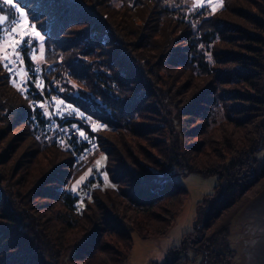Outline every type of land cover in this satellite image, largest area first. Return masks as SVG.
I'll list each match as a JSON object with an SVG mask.
<instances>
[{"label":"rangeland","instance_id":"rangeland-1","mask_svg":"<svg viewBox=\"0 0 264 264\" xmlns=\"http://www.w3.org/2000/svg\"><path fill=\"white\" fill-rule=\"evenodd\" d=\"M96 1L97 3H89L95 7L93 10L96 14L106 17L109 23V27L105 31L101 29L96 38H102L103 41L110 28L118 36L114 39L116 43L103 41L100 49H103L104 54L100 58L103 57L109 62L115 60L114 71L118 73L124 69L125 73L120 72L121 76L124 79L131 77L130 82H127L129 87L122 96L136 99V105L140 107L138 116L133 119L134 130L130 128L131 130L114 131L115 128L110 124L84 114L63 98V94L75 95L79 90L91 93L90 81L85 83V79L65 74H61L62 79L60 76L54 81L49 77L52 84H58L57 105L72 114L80 127L91 130L92 137L99 136L102 140L103 149L96 151L91 157V151H88L84 164L74 166V155L71 153L70 169L57 167L60 155L54 156L52 152L42 149V146L39 147L40 150H36L22 124L8 125L10 115L7 114L4 118L0 115V261L6 257L16 258L27 249L30 253L37 252L41 255L42 264H73L70 257L77 252L78 245L86 239L89 231L66 228V208L59 200V195L67 192L73 194L74 187L78 188L95 178L101 181V185L93 187V193L113 185L103 169L106 163L105 148L111 150L113 174H117L120 169L119 161L116 160L117 152L122 156L125 149L132 159L136 158L138 165L148 166L153 162L157 165L161 161L163 164L176 162L168 172L187 190L186 195L161 200L163 206L169 210H160L169 223L162 232H155L154 229L150 231V228L155 227L154 224L161 226L163 223L157 219L150 220V226H146L148 233L144 237L136 229H131L132 245L129 253L117 245L116 239H109L112 235H108V241L124 253L119 264H163L168 252L176 255L171 264H235L238 258L233 238V220L249 202L264 191V174L252 181L253 171L258 172L264 164V86L261 84L264 83V68H255L252 63H236L226 57L232 54L240 57V60L243 57H254L256 62L264 63V0H212L206 7H198L197 0H159L175 16L191 23L195 57L203 58L210 64L214 63L217 71L241 67L254 71L253 82L260 90L258 95L262 96L261 102L246 99V94L253 95L256 91L249 89L241 81L236 84H218L214 79L215 72L207 77L195 76L191 65L187 68V65L177 62L178 57L185 62L186 45L181 39L183 30L169 20L168 16L159 14L157 6L143 7L144 2L149 1L143 0V3L140 2L134 7L131 0ZM40 2H44L42 6L48 4L54 10V15L61 12L58 1ZM204 2L205 0H200L201 4ZM0 7L3 9L0 10V15L4 17L8 16L10 8L14 12L21 10L14 3L13 6ZM213 8L216 10L213 11ZM20 17L21 24L15 26L16 30H20V26L24 24H31V28L35 25L26 15L20 14ZM206 19L219 27L220 39L216 34L214 37L209 34L208 39H204L205 31L213 29L207 26L204 30ZM75 25L79 24L70 25L71 30L76 28ZM71 30L57 35L63 38L61 45L67 48L53 50L52 57V50L49 49L47 53L43 40L36 37V59L42 61V55L53 68L57 62L69 59L76 52L77 57L86 60L90 63V69L95 70L91 67V64L93 67L97 65L92 62V55L83 49L86 42L79 52L76 46L69 45L74 43L71 37L75 34L71 35ZM32 31L39 32L43 37L36 26ZM255 36L261 39L262 46L253 41ZM79 45L82 47V43ZM212 49L216 56L212 55ZM123 56L130 57L128 63L122 61ZM195 57L192 58V68L198 71ZM166 58L168 61L164 62ZM96 61L102 62L99 59ZM130 64H134L136 70ZM1 72L6 73L2 65L0 96L7 91ZM89 72L91 75L92 72ZM142 77L144 84L138 81ZM139 84L144 87H139ZM206 85L209 87L205 88ZM210 87L218 91L234 90L240 93L242 98L224 99L227 108L232 104L244 107L243 111L234 114L236 118L243 119L240 125L226 119L221 102L211 107L208 124L204 125V119L199 116L193 117L192 113L195 111H203V108H198L203 104L202 97L213 95ZM13 89L20 94L14 84ZM34 136L41 145L52 142L50 138L45 141L41 133ZM53 168H57L56 171ZM60 170L68 172L63 174ZM55 176L60 180H56ZM81 177L86 179L77 184ZM121 180L125 181L123 178ZM250 180L253 183L239 195L241 187ZM230 181L234 186L230 191H225V186ZM225 193H228L227 198ZM233 195L236 196L235 200L227 203L224 209L217 200L210 203L216 197L224 196L229 199ZM119 199L123 200L122 197L104 198L107 202ZM85 200L87 199L81 198L78 204L82 206ZM209 203L207 209L206 205ZM124 205L122 201L116 205V209L118 215L128 222L130 215L135 214L131 205H135ZM216 209H221L222 212L213 214ZM211 211L213 213L209 214ZM137 218L141 227L149 224L146 218ZM212 233L216 234L214 242L213 239H208ZM215 248L219 250V254ZM205 250L209 253L204 256ZM21 260L15 264L22 263ZM0 264L5 262L1 261Z\"/></svg>","mask_w":264,"mask_h":264},{"label":"trees","instance_id":"trees-1","mask_svg":"<svg viewBox=\"0 0 264 264\" xmlns=\"http://www.w3.org/2000/svg\"><path fill=\"white\" fill-rule=\"evenodd\" d=\"M44 1V0H43ZM58 1V5H60V13L54 15L50 6L43 5L44 2H40V0H13V3L17 5L20 14L26 15L31 21L34 22L36 28L40 30L43 35V43L44 47L47 50L51 49V57L53 56V50L58 51L67 48V46L61 45L63 43V38H59L57 35L60 33H65V31L71 30L70 25H74V23L79 24L78 26H74L73 30H71V35L75 34L71 37L73 40V44L76 46L77 52L83 48V44L86 42L84 46V51L89 52L92 55V62L96 63V66H92L95 70L90 69V63L86 62L83 58L77 57L76 52L72 53V56L69 59H63L60 63H56L55 67H51L46 59L43 58L40 63L44 68V85L45 88L50 89L51 92H57L56 87L58 84H52L51 81L55 80L56 77L62 76L61 74H65L67 76L77 77L79 79H85V83L90 81L89 88L90 92H84L82 90L78 91V94L69 95L63 94V98L68 100L70 103L77 106L84 114H87L93 118L98 119L100 122H105L110 124L115 128L114 131H125L131 130L133 125L134 117L139 114L140 107L138 104L136 105V99L125 98L122 95H125V90L129 87L127 82H130L131 77H127L124 79L121 76L120 72H124L125 70H120L118 73L114 71V62L112 60L109 62L105 58L101 57L104 54L103 49L100 48L103 45V41L116 43L117 34L112 29H108L107 36L102 41V38H96L98 32L102 30H106L109 27V23L106 20V17H102L101 15H97L95 7L89 2H95L96 0H50ZM125 2L128 0H124ZM132 6L138 5L140 2H144L143 0H131ZM149 2H144L143 7L151 5L157 6L161 15L168 16L169 20L171 19L178 27H180L182 32L181 39L184 40V45H186L185 50V62L181 60L179 57L176 59L177 62H180L183 65L190 66L192 73L195 76H208L211 75L212 72H215V81L219 84L225 83H239L240 81L247 86L251 90H255L256 94L253 95L246 94V99L253 102H261L262 96L258 95L260 90L253 82L255 77V72L252 70H245L243 67L241 68H231L229 70H216L214 68V63H207L203 58L195 57V40L193 39V34L191 32V23L180 17L175 16L170 10L167 9L166 6L162 5L159 0H147ZM49 3V4H50ZM151 3V4H149ZM150 6V7H151ZM131 8V7H129ZM158 10V9H157ZM25 13V14H24ZM10 12L6 17V20L9 18ZM206 26L213 28L212 30L205 31L203 34L204 39H208V35L215 36V34L220 39V32L218 26L212 25L210 19H206L204 21ZM89 23V24H88ZM208 24V25H207ZM104 30V31H105ZM262 30V29H261ZM247 35V34H246ZM245 35V37H246ZM115 39V40H114ZM218 41V40H217ZM253 41L258 45L262 46L263 42L258 36L253 37ZM102 42V44H101ZM37 43V40H36ZM82 43L78 46V44ZM187 43V44H186ZM74 48V49H75ZM96 49V50H95ZM99 49V50H98ZM257 49V48H256ZM59 50V51H61ZM98 50V53H97ZM258 50V49H257ZM123 53V51H121ZM76 55V56H75ZM212 55L216 56L212 49ZM264 56V55H263ZM195 57L196 66L198 64V71H195L192 63V58ZM130 58V57H129ZM129 58L127 56H123L122 61L129 62ZM226 58L233 59L236 63H252L255 68H264V63L261 61H257L254 57H244L240 60V57H236L235 55H228ZM253 58V59H252ZM264 58V57H262ZM99 59V62L96 61ZM167 59V58H166ZM52 61V59H50ZM168 61L165 60L164 62ZM217 60H215L216 62ZM91 62V63H92ZM255 62V63H254ZM0 61V68H1ZM136 70V66L134 64H130ZM260 65H263L260 67ZM51 67V68H50ZM91 71V75L90 72ZM134 71V70H132ZM93 74V75H92ZM51 77L52 80H49ZM2 82L5 85L7 91L5 94H1L0 96V115L4 118L7 114L10 115V120L8 125H13V123H20L24 126V132L31 139L33 145H35L36 150H40L39 147L42 146V149L50 151L55 155H60L61 158L58 160L57 167H70L72 166V157L71 152L68 148H61L54 143L42 144L35 138L34 134L42 133V125L44 122V118L36 111V108L31 105L29 98H23L18 91L13 89V84L9 79L8 75L4 72H1ZM63 76L61 77V79ZM123 78V79H122ZM144 78L138 79L140 83L144 84ZM133 82V81H131ZM264 86V83H261ZM142 86L139 84V87ZM144 87V86H142ZM208 88L209 86H204ZM144 90V88H142ZM204 89V88H203ZM9 90V91H8ZM210 92L213 95L203 96V104L202 106H198L199 110H202L201 113L194 112L193 117L199 116L204 119V125L208 124L207 120L210 117V110L212 106H216L217 103L221 102L222 106L225 110V117L229 121H233L234 124L240 125L243 119L236 118L235 113L239 111H243L242 106H237V104H232L230 107H226L224 99H232L241 97L240 93L234 90H222L218 91V89H213L210 87ZM124 91V92H123ZM151 93V92H149ZM131 95V94H129ZM4 96V97H3ZM242 98V97H241ZM134 101V102H133ZM35 116L33 120L32 116ZM75 119V118H74ZM72 119V121L74 120ZM247 119V118H246ZM76 121V120H74ZM77 122V121H76ZM131 128V129H130ZM82 130L86 131V136L83 135L80 137L79 142L77 143V147H82L86 144H93L91 147V153L89 156L91 157L96 151L103 149L102 140L98 136L97 138L92 137L91 130L88 128H82ZM134 130V128L132 129ZM113 131V132H114ZM144 131H142L143 133ZM44 140H49L45 134H43ZM106 163L103 169L106 171L107 178L113 182V185L107 186L104 190H96L92 193L91 198L85 200L84 204L79 205V201L81 198L76 193H64L59 195V200L62 202L64 207L66 208L65 215V225L66 228H75L78 231H89L86 239L78 245V250L70 257L73 264H119L122 262L124 258V253L116 247L112 242L108 240L110 238L116 239L118 241L119 246L129 253L131 245H132V237L130 235L131 229H136L137 233L140 236H146L148 233L147 225L150 226V220L157 219L160 220V223L163 222L164 226H158L154 224V228H150V231L154 229L155 232H162L164 228L169 224L168 219L164 214H161L160 210L164 212H168V208L163 206V199H171L177 197V195H186V189L177 181L172 178V174L170 175L168 170H170L171 165H175L174 163H164L161 161L155 165L153 164L146 165H138L136 163V158L132 159L131 154L125 149L122 156H119V152H117L116 160L119 161V167L117 174H113V167L111 165V150H106ZM132 161H130L129 159ZM115 160V159H114ZM135 161V162H134ZM55 171L57 168H53ZM157 169L159 171H153ZM61 173L67 174L68 171L60 170ZM253 171V170H252ZM162 172L163 174H160ZM255 173V174H254ZM257 173V174H256ZM264 174V164L258 170V172L253 171L252 181H255L257 177H262ZM221 172L219 173L220 177ZM258 175V176H256ZM251 176V175H250ZM56 180H60L57 176L54 177ZM123 178V181L121 180ZM250 182L239 192V195L243 193V191L248 187V185L252 184ZM129 186H126V185ZM234 184L230 181L225 186V191H230ZM228 193H225V197L227 198ZM100 196L102 199H100ZM223 196V197H224ZM110 197V199H116L117 197H122V201L125 204L124 206L130 207L135 212V214L130 215L128 222H126L122 217L118 215V210L116 209V205H119L122 201L120 199L118 201L113 200L107 202L104 198ZM223 197H216V199L210 200L211 202L220 203V207L224 209L227 206V203H231L235 200L236 196H232L229 199H223ZM131 202H129V201ZM206 205V208H209V205ZM93 204V205H92ZM217 210V209H216ZM212 211L209 214H216ZM170 213V212H169ZM168 213V214H169ZM219 213V212H218ZM167 214V215H168ZM10 216V215H9ZM137 217H142L144 220L146 218L149 224H144L145 227H141V222H138ZM138 222V223H137ZM203 222V221H202ZM202 225H204L202 223ZM108 235H112L113 237H109ZM215 233H212L208 236V239H213L215 241ZM27 241V240H26ZM32 247V246H31ZM60 247L61 244H60ZM200 249V247H198ZM34 250V247H32ZM216 250V248H215ZM206 251V250H205ZM217 254H219V250H216ZM209 252H205L204 256ZM175 254L172 252H168L165 261L163 264H171V262L175 259ZM22 259V260H21ZM21 260L20 264H31L35 262V264H42L43 258L37 252L30 253L29 250L24 249L20 252L16 258L11 259L10 257L4 258L5 264H15L16 261ZM0 261V262H1ZM152 264H156L153 262Z\"/></svg>","mask_w":264,"mask_h":264},{"label":"built area","instance_id":"built-area-1","mask_svg":"<svg viewBox=\"0 0 264 264\" xmlns=\"http://www.w3.org/2000/svg\"><path fill=\"white\" fill-rule=\"evenodd\" d=\"M11 17L10 19H12ZM9 19V20H10ZM16 23L11 24V28L21 24L20 18L15 13ZM8 23L6 22L0 27V35L4 36V40L0 41V56L4 63L9 67L10 77L13 81L18 82V86H23L30 95V100L33 101V106L36 111L44 118L42 125V133L51 140H58L61 144L71 146V150L78 151V162L76 164H84L86 154L91 151V144H86L82 147H77L80 137L86 136V131L82 130L79 124L74 121V116L68 113L64 108L57 105V93L51 92L44 85V68L43 65L34 57L36 53L37 43L32 35L33 31L31 24L20 26V30L15 33L8 31ZM27 33V35H22ZM11 37V39H9ZM27 39L30 42L21 44L18 48H13L12 40ZM19 52V59L16 57V52ZM36 115H33V120ZM72 119H74L72 121ZM84 129V128H83ZM82 130L83 135L79 133ZM88 152V153H87ZM98 178L90 179L87 183L81 184L75 188L76 193L80 198L88 193V186H93L97 183Z\"/></svg>","mask_w":264,"mask_h":264},{"label":"water","instance_id":"water-1","mask_svg":"<svg viewBox=\"0 0 264 264\" xmlns=\"http://www.w3.org/2000/svg\"><path fill=\"white\" fill-rule=\"evenodd\" d=\"M233 238L238 258L235 264H264V191L233 220Z\"/></svg>","mask_w":264,"mask_h":264},{"label":"snow or ice","instance_id":"snow-or-ice-1","mask_svg":"<svg viewBox=\"0 0 264 264\" xmlns=\"http://www.w3.org/2000/svg\"><path fill=\"white\" fill-rule=\"evenodd\" d=\"M212 3V0H205V2L203 4L200 3V0H197V6L198 7H206L208 4H211ZM3 5H7V6H13V0H0V6H3ZM0 10H3L2 7H0ZM216 9L213 8V11H215ZM10 11V14L12 15V19L10 20H7V23H8V31L11 32V33H15L16 32V29H13L11 28V24L13 23H16V19H15V12L12 8L9 9ZM6 22V17L0 15V26H3ZM32 28L34 29L35 28V25L32 26ZM22 35H27V33H23ZM32 35L34 37H39L41 40H43V37L40 36V33L39 32H33ZM9 39H11V37H9ZM4 40V36L3 35H0V41H3ZM12 46L13 48H18L21 44H26V43H29L30 41L27 40V39H24V40H12ZM41 49H43V45H41ZM0 51H3V48L0 47ZM16 57L17 59H19V52L17 51L16 52ZM40 59H43V56L41 55ZM81 135H83V133H81ZM86 179V177H81V179L79 181H77V184H80L82 183L84 180ZM73 191H75V187L73 188Z\"/></svg>","mask_w":264,"mask_h":264},{"label":"bare ground","instance_id":"bare-ground-1","mask_svg":"<svg viewBox=\"0 0 264 264\" xmlns=\"http://www.w3.org/2000/svg\"><path fill=\"white\" fill-rule=\"evenodd\" d=\"M0 60H1V64L2 66L5 67L6 69V73L9 77V79L11 80L12 84H14L16 86V88L19 90L20 94L23 95L24 97L26 98H29L30 99V95H29V92L23 88V86H18V82L16 81H13V78L10 77V71H9V67H7V63H4L3 60H2V57L0 56ZM31 102V105L33 106V101L30 100ZM52 142L56 145H60V146H63V147H66L70 150V152L74 155V160H73V164L74 166L76 165V163L78 162V151L76 150H71V146L69 145H64V144H61V142H58V140H52ZM101 185V181H97V183H93V186H88V193L87 195H84V199H88L92 196V193H93V187H96V186H99ZM161 242V241H160ZM163 246L165 247V244H163ZM163 247V248H164Z\"/></svg>","mask_w":264,"mask_h":264}]
</instances>
